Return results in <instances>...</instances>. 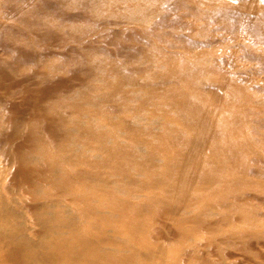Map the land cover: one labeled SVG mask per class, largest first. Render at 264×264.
<instances>
[{
    "label": "bare ground",
    "instance_id": "1",
    "mask_svg": "<svg viewBox=\"0 0 264 264\" xmlns=\"http://www.w3.org/2000/svg\"><path fill=\"white\" fill-rule=\"evenodd\" d=\"M217 1L0 0V264H178L153 239L200 223L191 201L216 208L246 172L264 175L246 159L264 140V99L243 92L263 86L178 40L181 9L243 29ZM249 24L240 52L264 38L263 15ZM204 61L226 69L190 74Z\"/></svg>",
    "mask_w": 264,
    "mask_h": 264
},
{
    "label": "rangeland",
    "instance_id": "2",
    "mask_svg": "<svg viewBox=\"0 0 264 264\" xmlns=\"http://www.w3.org/2000/svg\"><path fill=\"white\" fill-rule=\"evenodd\" d=\"M38 1V0H34ZM216 0H210L202 6L208 8L210 3ZM150 1L147 5H151ZM220 4L223 2L222 7H227L231 11L235 12L237 19L231 18V23L227 20L226 24L235 26V28L241 23V28L237 29V33L233 30H225L219 27L217 23H208L202 19H194L193 16H181L184 11L178 10V40L184 42L191 36L193 38V49L199 51L208 50L214 54L216 52V58L228 67H218L214 70L208 67L209 62H202V69H192L190 74L194 76H201L207 78L210 76H217L221 71H228L229 75L237 81V84L244 83V87L255 86L264 88V69H262V60L258 57L264 55V38L260 41L252 42L244 52L239 47H235V37L249 41L248 34L250 30H244L245 27L250 25V21L256 20L258 14L264 16L263 12H260L259 8L264 7V0H220L217 1ZM92 5H97L92 3ZM254 7L257 9L255 10ZM264 9V8H263ZM0 12H2L0 10ZM182 12V13H181ZM75 11L70 12V21L76 22L79 18ZM96 19H105L113 21L115 18L112 15L106 13L95 12ZM1 15V13H0ZM16 18V15L11 19ZM220 18L223 19L222 16ZM84 21V20H83ZM60 23L59 20L56 21ZM223 23V22H222ZM198 27L203 28L204 31L201 34L195 33ZM229 32H234L235 35H231ZM123 38V37H119ZM161 36H155L153 43L161 45ZM2 41V40H1ZM73 46V45H72ZM115 45L106 47V51L114 50ZM163 49V48H161ZM237 52L240 55L239 59L234 60V55ZM159 54H165L162 51H158ZM248 52L249 55H246ZM2 51L0 50V56ZM243 54V55H242ZM98 57V56H97ZM105 65L106 62L104 61ZM108 65V64H107ZM106 65V66H107ZM162 69L165 68V64L160 61L159 64ZM208 69V70H207ZM248 85V86H247ZM258 91V92H257ZM235 92V89L228 91L229 94ZM243 92L253 94L259 97L263 102L264 90H257V88H246ZM257 92V93H256ZM213 101V97H207V101ZM264 111V110H262ZM251 123L249 126H252ZM263 136L259 137L262 138ZM256 154H249L246 157L247 161L252 163L253 167L264 168V140L261 139L259 144L254 145ZM262 153V154H261ZM258 156V157H256ZM254 159H256L254 161ZM251 169L246 172L245 181L238 184L235 189L227 194L228 198L224 201H217L216 208L203 207L195 201H191L189 205V211H195L200 213L201 222H194V220H186L180 223V227L184 230L186 227L189 231L182 233L178 225V236L174 235L170 239H153V243L163 246L161 249L166 259H170L171 255L178 251V264H264V175H258ZM207 189L200 188L197 185L191 187V192L201 195L200 197L208 196ZM212 191V190H211ZM209 192V193H208ZM181 215H178V219ZM180 221V220H178ZM168 223L169 220H168ZM164 227V226H161ZM178 246L174 248L176 243ZM165 246V248H164Z\"/></svg>",
    "mask_w": 264,
    "mask_h": 264
}]
</instances>
